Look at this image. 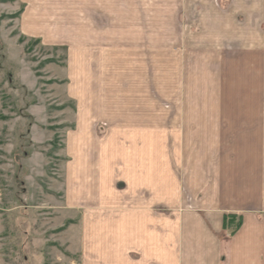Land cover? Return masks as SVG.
I'll use <instances>...</instances> for the list:
<instances>
[{
	"label": "crops",
	"instance_id": "crops-1",
	"mask_svg": "<svg viewBox=\"0 0 264 264\" xmlns=\"http://www.w3.org/2000/svg\"><path fill=\"white\" fill-rule=\"evenodd\" d=\"M23 1L16 23L23 35L59 41L58 26L89 25V9L98 6L94 23L111 26L99 31V97L82 92L88 81L71 66L65 79L74 127L65 135L66 178L53 207L64 219L67 262L264 264V114H205L203 98L181 96L185 73L228 72L226 55L239 56L240 72L259 70L264 4ZM35 109L27 116L37 144Z\"/></svg>",
	"mask_w": 264,
	"mask_h": 264
},
{
	"label": "rangeland",
	"instance_id": "rangeland-1",
	"mask_svg": "<svg viewBox=\"0 0 264 264\" xmlns=\"http://www.w3.org/2000/svg\"><path fill=\"white\" fill-rule=\"evenodd\" d=\"M25 2L0 0V121L25 115V119H17L11 127L0 126V264H81L77 259L67 262L61 240L60 224L64 219L53 207L66 178L65 135L74 127L75 105L66 97L65 79L71 66V72L88 81L82 92L88 90L93 98L99 97V31L111 26L94 23L101 15L98 6L89 9L88 21L93 23L56 26L65 38L48 42L19 31L17 17ZM95 2L99 5V0H72V5L93 8ZM258 2L264 4V0ZM83 28H87L86 33ZM152 42L159 43L154 38ZM223 59L230 62L228 72L185 73L181 96L203 98L201 108L205 114L256 110L264 114V58L259 59L262 64L258 71L254 68L246 72L239 71L238 55H226ZM154 76L158 79V74ZM213 96L216 103H212ZM33 103V118L39 120L37 144L31 141L28 131L33 119L27 113ZM201 123L207 127L214 122ZM90 128L99 135V122L91 121ZM47 133L49 139L44 140L43 134Z\"/></svg>",
	"mask_w": 264,
	"mask_h": 264
},
{
	"label": "built area",
	"instance_id": "built-area-1",
	"mask_svg": "<svg viewBox=\"0 0 264 264\" xmlns=\"http://www.w3.org/2000/svg\"><path fill=\"white\" fill-rule=\"evenodd\" d=\"M76 263V262H75ZM78 264V263H77ZM80 264V263H79Z\"/></svg>",
	"mask_w": 264,
	"mask_h": 264
}]
</instances>
